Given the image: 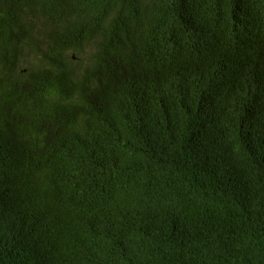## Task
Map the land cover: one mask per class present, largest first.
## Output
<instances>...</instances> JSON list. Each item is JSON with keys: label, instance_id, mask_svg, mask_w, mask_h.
Segmentation results:
<instances>
[{"label": "trees", "instance_id": "16d2710c", "mask_svg": "<svg viewBox=\"0 0 264 264\" xmlns=\"http://www.w3.org/2000/svg\"><path fill=\"white\" fill-rule=\"evenodd\" d=\"M0 264H264V0H0Z\"/></svg>", "mask_w": 264, "mask_h": 264}, {"label": "bare ground", "instance_id": "6f19581e", "mask_svg": "<svg viewBox=\"0 0 264 264\" xmlns=\"http://www.w3.org/2000/svg\"><path fill=\"white\" fill-rule=\"evenodd\" d=\"M236 10H237V9H236ZM250 108H251V107H250ZM258 116H259V114H258ZM259 117H260V116H259ZM261 118H262V117H261ZM256 120H257V122H258V119H256ZM261 123H263V122H261ZM258 125H259V123H258ZM261 126H262V125H261ZM261 126H260V127H261ZM258 127H259V126H258Z\"/></svg>", "mask_w": 264, "mask_h": 264}]
</instances>
